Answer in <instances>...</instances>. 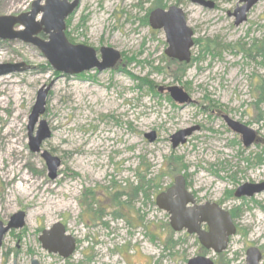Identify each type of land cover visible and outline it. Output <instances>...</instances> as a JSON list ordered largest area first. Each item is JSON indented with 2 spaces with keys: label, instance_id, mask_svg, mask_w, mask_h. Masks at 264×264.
Listing matches in <instances>:
<instances>
[{
  "label": "rangeland",
  "instance_id": "rangeland-1",
  "mask_svg": "<svg viewBox=\"0 0 264 264\" xmlns=\"http://www.w3.org/2000/svg\"><path fill=\"white\" fill-rule=\"evenodd\" d=\"M80 1L66 22L69 42L95 49L99 59L101 48L117 50L124 68L62 77L37 47L0 41V65L29 67L0 77V224L6 227L16 214L26 215L22 229L4 236L0 264H188L196 255L193 240L167 251L166 217L152 202L171 184L170 176L182 170L200 199L225 201L226 209H238L244 236L233 238L225 260L244 264L249 246L264 253V193L227 199L246 184L264 182V102L255 106L264 97V59L256 55V49L264 50V2L235 27L228 17L232 3L208 11L182 0ZM176 2L199 43L186 69L164 55V33L144 22L160 3ZM32 4L0 0V17L29 13ZM48 37L40 36L44 41ZM174 86L192 103L179 106L157 91ZM42 88H50L40 118L50 138L33 153L28 123ZM222 113L250 125L260 143L244 148ZM196 126L200 130L173 150L171 137ZM151 132L157 133L152 144L144 137ZM45 152L61 161L54 180L42 158ZM144 176L146 181L156 179L148 196L139 191L130 201L124 194L131 186L143 188ZM19 186L31 187L30 195L22 196ZM119 194L123 206L118 210L124 215L116 220L112 199ZM56 224L77 242L67 260L48 254L39 241Z\"/></svg>",
  "mask_w": 264,
  "mask_h": 264
},
{
  "label": "water",
  "instance_id": "water-1",
  "mask_svg": "<svg viewBox=\"0 0 264 264\" xmlns=\"http://www.w3.org/2000/svg\"><path fill=\"white\" fill-rule=\"evenodd\" d=\"M192 4L206 8L214 9V2L206 0H189ZM230 2L232 0H222ZM260 0H250V5L241 10L240 20L236 23L239 26L245 22L246 14ZM33 0L31 11L19 16L0 17V40L2 41H21L37 47L49 65L55 72L62 76H77L86 72L97 70L103 72L113 69L121 60V54L112 48L103 47L99 50L101 59L97 58L95 49L84 45H73L66 37V21L80 7V0ZM41 16L40 21H37ZM149 24L153 30L163 31L166 36L168 48L165 54L168 58L181 63L189 64L192 59L191 49L193 48V30L188 27L186 17L182 9L172 6L167 10L155 9L150 13ZM20 27L22 30L16 31ZM40 33L49 36L48 41L38 37ZM29 70L25 64H7L0 65V77L16 73H24ZM160 93L164 92L163 88L158 89ZM171 99L178 105H187L191 102L189 95L180 87H171L166 89ZM50 88H42L37 95L35 106L29 117L28 130L30 139V149L33 153H39L42 143L50 138V129L46 121H40V118L46 112V101ZM227 127L241 137L243 147L248 149L256 143V133L254 130L245 125L231 120L228 116L223 117ZM39 125L36 136H33L35 127ZM198 128L180 131L172 136V147L177 149L180 145L186 143V139ZM145 138L154 143L156 133L146 134ZM50 179L57 177V172L61 167V161L52 157L45 152L42 155ZM184 179H176V186L171 188L167 193L160 194L157 197L156 204L161 210L169 212L172 217L173 229L180 232L184 229L189 230V234H200L198 228L205 223L210 227V243L207 247H214L218 253L225 251L230 237L235 236L236 229L232 223L228 212L222 211L217 205L206 207H195L188 214L184 206L189 202H184L181 207H171L176 201H172V193L176 191L180 197L187 195L184 189ZM264 193V183L260 185H245L239 188L234 196L236 199L252 198L255 195ZM194 204V201H191ZM165 204H170V208ZM165 205V207H164ZM198 210V213L194 211ZM26 215L20 212L11 218V222L4 227L0 224V249L4 236L11 229H22L25 225ZM184 218H187L184 222ZM42 248L48 254L59 255L62 259H68L75 250L73 239L66 236L62 224H56L51 231H44L43 237L39 239ZM211 244V245H210ZM219 248V249H218ZM247 264H259L261 254L258 249H250L247 253ZM16 264V263H14ZM31 264H39L38 261L32 260ZM188 264H212L211 261L204 258H194Z\"/></svg>",
  "mask_w": 264,
  "mask_h": 264
},
{
  "label": "flooded vegetation",
  "instance_id": "flooded-vegetation-1",
  "mask_svg": "<svg viewBox=\"0 0 264 264\" xmlns=\"http://www.w3.org/2000/svg\"><path fill=\"white\" fill-rule=\"evenodd\" d=\"M70 1H74V0H70ZM179 1H181V0H179ZM182 1H188V2H190L189 0H182ZM206 1H212V2H214V9L213 10H208V9H206V8H203V7H201V8H203V9H206V10H208V11H215V10H217L218 9V7H219V5L221 4V3H232V4H235V6H234V11L233 12H229L228 13V17L230 18V19H234V26L235 27H239V26H236V23L240 20V17H241V10L242 9H244L246 6H248V5H250V0H232V1H230V2H227V1H222V0H206ZM261 2H264V0H260L259 2H257L252 8H251V10L246 14V16H245V22L243 23V24H245L247 21H248V17H249V15H250V12L252 11V10H254V8L259 4V3H261ZM80 3H81V1H80ZM191 3V2H190ZM192 4V3H191ZM194 5V4H193ZM162 6L164 7V8H161V7H155V8H153L150 12H149V14L146 16V18H145V23L147 24L148 23V25H149V27H150V24H149V16H150V13L152 12V11H154L155 9H163V10H167V9H169L170 7H172V6H177V7H179L180 9H182L183 10V12H184V15H185V17H186V21H187V25H188V27L189 28H191L190 26H189V24H188V20H187V15H186V13H185V11H184V9L182 8V6L180 5V3H178V2H176L175 4H173V5H170V6H167V5H163L162 4ZM196 6H198V5H196ZM198 7H200V6H198ZM79 9V8H78ZM73 15V14H72ZM19 16V15H18ZM242 25V24H241ZM16 28H18V27H16ZM16 28H15V30H16ZM150 29L151 30H153L151 27H150ZM192 30H193V37H192V40H193V48L191 49V54H192V50L194 49V47L196 46V45H198L199 43L195 40L196 39V34H195V31H194V29L193 28H191ZM16 31H19V30H16ZM153 31H159V30H153ZM66 32H67V28H66ZM161 32H163V31H161ZM164 33V32H163ZM41 35H46V34H44V33H40L39 35H38V37L40 38V36ZM164 36H165V33H164ZM41 39V38H40ZM48 39H49V37H48ZM165 40H166V36H165ZM1 42H6V41H2V40H0ZM10 42H12V41H10ZM72 44V43H71ZM166 44H167V41H166ZM84 46H86V45H84ZM167 48H168V44H167ZM219 48V47H218ZM219 49H221V48H219ZM167 50V49H166ZM165 50V51H166ZM217 50V49H216ZM256 50H258V49H256ZM264 52V51H263ZM121 54V53H120ZM260 54V50H258L257 52H256V55H258L259 57H262L261 55H259ZM264 54V53H263ZM164 55L166 56V54H165V52H164ZM264 56V55H263ZM167 57V56H166ZM248 57H249V55H248ZM97 58H98V54H97ZM168 58V57H167ZM263 58V57H262ZM99 59V58H98ZM100 59H101V56H100ZM99 59V60H100ZM170 59V58H169ZM264 59V58H263ZM172 62H174L175 64H177V66L178 67H185V68H187L186 66H188V65H190L191 63H192V60H193V58L191 59V62L189 63V64H186V63H181V62H178V61H176V60H172V59H170ZM123 61H124V59H123V56H122V54H121V60L118 62V64L113 68L114 70H118V69H120V67L122 66L123 68L125 67V65L123 66ZM112 69V70H113ZM94 71V70H93ZM91 72V71H90ZM86 73H88V72H86ZM83 74H85V73H83ZM83 74H81V75H83ZM77 76H80V75H77ZM62 77H68V76H62ZM71 77H76V76H70V78ZM174 87H176V86H174ZM159 88H163V87H159ZM158 88V89H159ZM168 88H171V87H168ZM168 88H163L164 89V92L163 93H160L159 92V90H157L158 91V93L159 94H168L169 95V93L166 91V89H168ZM169 97H170V95H169ZM190 97V96H189ZM171 98V97H170ZM191 99V98H190ZM172 100V99H171ZM173 101V100H172ZM174 102V101H173ZM175 103V102H174ZM192 103V100H191V102L189 103V104H191ZM257 102H255V104H256ZM177 104V103H176ZM189 104H187V105H189ZM178 105V104H177ZM179 106H183L184 107V105H179ZM207 108V107H206ZM214 111H216V112H218V109L217 110H214ZM211 112V111H210ZM221 112V111H220ZM213 114H216V113H213ZM223 114V113H222ZM217 115V114H216ZM217 116H219V115H217ZM224 116H226V115H222V119H223V117ZM229 117V116H228ZM230 118V117H229ZM231 119V118H230ZM224 120V119H223ZM231 120H233V119H231ZM233 121H235V120H233ZM225 122V121H224ZM237 122V121H236ZM259 122V120H257V123ZM240 123V122H239ZM226 124V123H225ZM241 124H243V123H241ZM243 125H245V124H243ZM227 126V125H226ZM246 127H248V128H250V129H252L251 127H250V125H245ZM193 128H198V131L200 130V127H198V126H196V127H193ZM193 128H189V129H193ZM229 129V128H228ZM186 130H188V129H186ZM230 130V129H229ZM253 130V129H252ZM183 131H185V130H183ZM198 131H196L195 133H197ZM151 133H153V132H151ZM154 133H156V132H154ZM195 133H193L190 137H188L187 139H186V143H187V141H188V139L189 138H191ZM255 133H256V136H257V139H256V143L254 144V145H256V144H258V143H260V138H259V134H258V132L257 131H255ZM150 134V133H149ZM177 134V133H176ZM237 135V134H236ZM237 136H239V135H237ZM145 137V136H144ZM240 137V136H239ZM172 138V137H171ZM146 139V138H145ZM156 139H157V133H156ZM147 140V139H146ZM172 140V139H171ZM240 140H241V137H240ZM148 141V140H147ZM156 141V140H155ZM149 142V141H148ZM150 143V142H149ZM185 143V144H186ZM150 144H152V143H150ZM171 144H172V141H171ZM184 144V145H185ZM243 145V144H242ZM180 146H183V145H180ZM179 146V147H180ZM172 149H173V147H172ZM173 150H176V149H173ZM167 177H168V175H167ZM179 177H182L184 180V189H185V192L187 193V195H182V197H180L179 195H178V193H176V191H174V193H172V195H171V197H172V201L173 200H175L176 202L175 203H173L174 205H171V207L172 208H174L175 209V207L176 206H178V207H181L182 206V204L184 203V202H189L188 204H186L185 206H184V210L188 213V214H190V210H192L193 208H195V207H206V206H210V205H212V206H214V205H217V206H219V208L222 210V211H224V212H228L229 213V215H230V218H231V220H232V223H233V225H234V227H235V229H236V234H235V236H233V237H230L229 238V240H228V243H227V246H226V249H225V251H223L222 253H218V252H216L214 249H216V245H214V247H207L206 245L207 244H209L210 243V241H209V237H210V227H209V225L208 224H205V223H203V224H201L200 225V228H198V233H200V234H189V230L188 229H184V230H182V231H180V232H176L174 229H173V225H172V220H171V217H172V215L169 213V212H167V211H165V210H161V209H159V207L157 206V204H156V200H157V197L160 195V194H163V193H167L171 188H173L174 186H176V179L177 178H179ZM170 178L172 179V182H171V184H169L164 190L163 189H160V192H158V194H157V196L155 197V198H153L152 199V202L156 205V207L160 210V212H162L164 215H165V217H166V221H167V224H166V232H165V237H164V239H163V241H164V246H166V249H167V251H172V250H174L175 249V247L177 248V247H180V246H183L185 243H187V241H189V240H193V242H194V244H195V246H196V255H195V257L194 258H204V259H207V260H209V261H211L212 262V264H234V259L232 260V261H229V260H225V258H227V255L229 254V249H230V247H231V245H232V241H233V238L234 237H237V236H239V235H243L242 234V231H241V227L239 226V222H240V217H236V215L234 214V209L233 208H229V209H226V205H225V201H220V202H213V201H211V200H202V199H200V193L199 192H195L194 190H193V188H192V186H191V183H190V181H189V179L187 178V176H186V171L184 170H182V171H180V173H177V174H172V176H170ZM154 180H156V179H152L151 180V182H150V185L154 182ZM264 183V182H263ZM263 183H261V184H263ZM247 185V184H246ZM249 185V184H248ZM257 185H260V184H257ZM245 186V185H244ZM238 190V189H237ZM236 190V191H237ZM235 191V192H236ZM235 192L233 193V196H229L227 199H228V201H230L232 198H234V199H236L235 198V196H234V194H235ZM256 196V195H255ZM253 198V197H252ZM241 199H243V198H241ZM194 201V204H192V202L191 201ZM237 200H240V199H237ZM146 204H148L149 203V200H146ZM112 203L114 204V205H116L115 203H114V201H112ZM165 205H167V207H169L170 208V204H165ZM165 205H164V207H165ZM116 211H118V206H116ZM194 211L196 212V213H198V210H196V209H194ZM185 220H184V222H186L187 220V218H184ZM117 220V219H116ZM178 234H180V235H183L182 236V239H174V237H175V235H178ZM244 236V235H243ZM71 237V236H70ZM73 239V238H72ZM73 242H74V244H75V250H74V252H73V254L75 253V251H76V248H77V242L75 241V240H73ZM211 245V244H210ZM253 248H255V247H251V246H249L248 248H247V250H246V259H245V262H244V264H247V253H248V251L250 250V249H253ZM219 249V248H218ZM256 249H258V251L260 252V254H261V260H260V263L259 264H264V253L262 252V250H261V247H259V248H256ZM72 254V255H73ZM71 255V256H72ZM70 256V257H71ZM194 258H192V259H194ZM192 259H190V260H192ZM67 260V259H66ZM189 260V261H190ZM189 261H188V263H189ZM110 262H108V264H109Z\"/></svg>",
  "mask_w": 264,
  "mask_h": 264
},
{
  "label": "trees",
  "instance_id": "trees-1",
  "mask_svg": "<svg viewBox=\"0 0 264 264\" xmlns=\"http://www.w3.org/2000/svg\"><path fill=\"white\" fill-rule=\"evenodd\" d=\"M156 7L164 8V7L162 6L161 3H160L159 5H157ZM83 25H85V22L83 23ZM66 36H67V32H66ZM67 38H68V36H67ZM257 51H258V50H257ZM263 51H264V50H261L259 55H261V56L264 58V56H263V55H264V54H263L264 52H263ZM249 57L252 58V59H254V58L252 57V53L249 54ZM184 69H186V68L184 67ZM146 83L151 84L149 81H147ZM151 91L155 94V88H154V87H153V88L151 87ZM263 102H264V97L261 96V97L259 98V101L255 104V106H256L257 108H259V106H260ZM260 163H261V160H259V164H260ZM147 173H148V171L146 172V174H147ZM141 180H142V182H143V185H142L143 188H142V187L131 186V190L129 191V193L124 194L125 197H127L130 201H133L135 195H137L139 191H141V194L144 193V194L146 195V197L148 196V193L150 192V190H151V188H152V186L150 185V182H151V181H146V176L142 177ZM140 186H141V185H140ZM153 187H154V188H159L158 186H153ZM134 193H135V195H134ZM230 195L233 196V193H231ZM122 196H123V194H119V195H116V196L112 199V201H114V203L116 204V206H120V205L123 206L122 202H120V199H121ZM126 204H128V203H126ZM102 213H103V210H101V211L98 212V214H100V215H102ZM234 214L236 215V217H239V215H238V209H234ZM112 215H113V217H114L115 219H120V218L123 217L124 213H122V212H120V211L118 210V211H115Z\"/></svg>",
  "mask_w": 264,
  "mask_h": 264
},
{
  "label": "bare ground",
  "instance_id": "bare-ground-1",
  "mask_svg": "<svg viewBox=\"0 0 264 264\" xmlns=\"http://www.w3.org/2000/svg\"><path fill=\"white\" fill-rule=\"evenodd\" d=\"M26 180H24L23 182H25ZM26 183V182H25ZM27 184H29V182H27ZM18 190L20 191V194L22 195V196H28V195H30V190H31V187H29V188H26V187H21V186H19L18 187Z\"/></svg>",
  "mask_w": 264,
  "mask_h": 264
}]
</instances>
